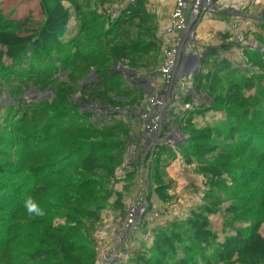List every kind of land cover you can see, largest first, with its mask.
<instances>
[{
	"label": "rangeland",
	"instance_id": "rangeland-1",
	"mask_svg": "<svg viewBox=\"0 0 264 264\" xmlns=\"http://www.w3.org/2000/svg\"><path fill=\"white\" fill-rule=\"evenodd\" d=\"M197 1L45 0L52 11L48 20L54 18L51 22L55 24V29L49 32V44L56 40L67 43L71 37H79V46L69 50L75 52L71 64L73 76L57 70L53 76L56 89L23 91L22 100H41L52 105L58 100L59 90H69L64 105L83 112L86 126L91 125L90 121L94 123L92 132L106 131L96 136L76 135L75 141L113 139L119 142V149H111L106 159H99L95 165L69 167L72 172L66 178L72 181L86 176L83 171L91 172L89 180H97L95 188L83 186L74 191L61 183L53 192L42 191L40 198L27 208L29 217L37 218L38 222L24 232L32 234L35 240L40 238L35 244L37 249L51 251L47 254L50 259L40 258L39 263L165 264L166 257L156 261L161 251L175 247L179 253L180 248L173 242L162 244L159 238L165 232L180 233L189 221L198 220L207 223V234L216 235L212 240L215 244L204 246L205 253L228 237L238 235L240 241L231 244V248L240 251L229 264H264V188L247 181L243 175L245 170L264 168V163L260 164L254 156L257 151L239 148L222 136L228 125L224 111L231 108L246 113V108L236 96L227 95L232 91H228L229 85H224L222 79H214L204 89L207 80L203 77L213 75V69L205 62L202 64L212 53L210 63L228 60L229 69L238 70V65L246 72L241 74L261 76L259 86L264 91V68L260 64L264 62V0H213L211 4L205 1L196 9ZM39 3L40 0H0V61L6 69L12 67V56L5 44L19 53L44 26L46 17ZM133 7L139 13L135 14ZM85 14L90 16L86 25ZM178 14L182 20L173 19ZM119 34L122 38L117 39ZM101 35L114 37L104 49L91 46L88 54L81 56L80 52L88 50L86 42ZM124 38L127 49L116 48ZM179 39H185L179 59L192 63L189 55L194 59L196 56L197 66L186 75L183 70L187 63L178 68L168 87L170 91L165 92L169 80L167 59ZM96 49H100L102 58L91 56ZM98 66L107 69L104 81H100L96 72ZM75 72L80 75L73 78ZM5 75H0V141L8 139L7 133L11 132L4 120L8 117L10 121L14 112L20 111L15 108L8 111L19 101L14 95L20 93L19 78ZM98 92L99 96L94 97ZM105 103L108 107H103ZM56 108L50 111L55 112ZM249 114L245 118L251 124L264 128L261 114ZM121 125L128 128L126 139L120 133H108ZM209 129L216 133L212 135ZM215 145L222 149L217 150ZM2 152L5 150L0 148ZM217 167L221 169L219 176ZM59 182L66 181L62 177ZM75 196H80L81 205H74ZM7 200L0 198V203ZM73 208L82 212L76 226L67 224L74 230L53 234L46 229L48 217L70 214ZM57 224L63 226L65 222L60 220ZM252 225L257 226L256 232H252ZM251 233L259 240L246 246L242 241L246 242ZM55 241L63 245L59 247ZM79 247L86 250L84 257L89 262L73 255L72 248ZM209 248L213 250L209 252ZM148 258L153 262H147Z\"/></svg>",
	"mask_w": 264,
	"mask_h": 264
},
{
	"label": "trees",
	"instance_id": "trees-1",
	"mask_svg": "<svg viewBox=\"0 0 264 264\" xmlns=\"http://www.w3.org/2000/svg\"><path fill=\"white\" fill-rule=\"evenodd\" d=\"M39 5L42 15L46 17L44 26L36 32L34 39H32L30 43H27L19 53L15 50L12 51L11 47L5 44L8 54L12 56V67L6 69L2 61H0V75L6 76L5 74L7 73L8 77L13 75L19 78L17 87L18 91H20V93H14V91L11 90V93H14L19 101L17 104L11 105L13 108L10 107L8 111L10 112L14 108L20 111L18 113L14 112L13 118L10 121H8V117L4 120L3 124L8 126L7 129L11 130V132L9 134L7 133L8 139L4 138L3 141H0V148L5 150V153H0V162H6L0 163V168L3 167V170L0 169V198H9V200L0 203V264H41L38 261L40 258L49 260L50 258H48L47 254L51 252L50 250H42L35 247V244L37 245L36 241L40 238L38 237V239L35 240L32 234L24 232L29 225H34L38 222L37 218L33 219L29 217L31 213L26 212L27 208L29 206V208H31L32 202L40 198L42 191L49 190L53 192L62 184L66 186V188H70L74 191L83 186L91 189L95 188L97 180L95 178L89 180V175L92 174L91 172L83 171V174L86 176L81 175L80 178L77 177L78 179L72 181H70V177L67 176L66 178V175L71 174L72 168L79 165H95V163H98L99 159H106L111 149H119V144L117 146L119 142L113 139H106V142H104L105 140L103 139H100V142L93 141L92 139L91 141H84L85 139L75 141L73 136L76 135L81 137L86 134L96 136L105 134L106 131L98 130L92 132L94 123L90 121L91 125L86 126L85 122L82 121V117H85L83 112L73 110L64 105L63 101L69 96V90H59V95L57 94L58 100L52 105L48 104L47 101L38 100L27 102L26 100H22L23 91L34 90V92H45L46 90L51 91L53 88L56 89V81L53 76L54 72L57 70H64L68 77H72L73 67H71V64L75 52L73 51L70 53L69 50L70 48H77L79 46V37L77 36L71 37L67 43H61L60 40H56L49 44V32L55 29V24L51 22L54 18L48 20L49 13H52V11L46 6L47 3L45 0H40ZM135 8L136 7L132 8L133 12ZM137 12L138 11H135L134 13L137 14ZM85 17L88 19H85ZM89 20L90 16L85 14L83 23L86 25L90 22ZM121 35L122 34L117 35L116 38H122ZM113 37L101 35L99 38L86 42L89 45L88 50L80 52V55L86 56L91 46L104 49V46L110 39H113ZM4 40L7 41V39ZM121 40V44L119 45L118 42L116 48L123 50L127 49V46H125L127 43L123 41L126 39L124 38ZM151 48L153 47L151 46ZM52 49L55 50L53 51ZM144 49L148 48H143V50ZM99 50L100 49H96L95 53L93 52L91 56H95L96 54L97 58L99 55L102 58L103 55L99 53ZM90 53L92 52L90 51ZM207 56L202 64H207L209 69H213V75L212 73L210 75H204L203 79L207 80V85L203 88L207 89L209 84L211 85V83H214V79L216 81H221L222 79L226 82L224 85H229L228 91H232L230 94L227 93V95L236 96L246 108L247 113L241 111V113L235 112L231 108L225 110V119L228 125L222 132L220 131L222 136L231 139L233 144L240 146L239 148L248 147L252 152L257 151V154L254 156L258 159L260 164L264 163V128L256 126L257 123H254L255 125L251 124L245 118V115H250L249 113H254L256 116H260L261 114L263 116L261 118L264 121V96H262V94L264 95V91H262L259 86L263 78L261 76L256 78L254 76L241 74V72H246H243L238 65V70L237 68L229 69V61L226 59V61L219 62L214 60L210 63L209 57L213 55L211 53ZM254 57L256 60L260 61L257 55ZM261 62V67L264 68V62ZM94 67L96 68V66ZM4 69H6V71H3ZM106 71L107 69L103 67H97L96 72L100 74V81H104V77H107ZM3 72H5V74H2ZM77 75H80V72H75L73 78ZM34 76L35 78H32ZM102 77L104 79H102ZM27 80L31 82L27 83ZM212 87H214V85ZM98 89L100 90V88ZM251 90H254L253 94L247 95ZM98 96L99 92L95 93L94 97ZM89 101H92V99H89ZM56 106L58 110L55 112L53 110L50 111L51 108L54 109ZM103 107H108V104L105 103ZM88 108L86 110H88ZM17 115L20 116L19 119H17ZM261 124L264 125V122ZM127 132L128 128L126 126L122 127L121 125L118 128L114 127L113 130L108 133H115L117 135L120 133L124 136L122 138L126 139ZM210 133L214 135L216 132L210 130ZM71 146L74 147L70 149ZM77 147L79 149L75 151ZM215 148L219 150L222 149V146L215 145ZM71 157L74 158L72 162ZM218 168L219 167H217L216 171L219 176L221 169ZM243 175L247 177V181L253 184L256 183L264 188V168L245 170ZM62 177H64L66 182H59V178ZM82 177L84 179H82ZM81 203L80 196H75L74 205L78 206L81 205ZM84 210L85 209H83V212ZM79 213H82L80 209L73 208L72 213L64 216L57 217V215L54 214V216L48 217L46 229L53 234L61 231L62 233H66L74 230L67 224L73 223V226H76L81 218ZM59 219L65 222L63 226L57 224L60 222ZM206 226L208 227L206 222L191 220L180 233L165 232L164 235L159 238V240H161L160 242L166 245L170 242L178 244L180 251L177 253L175 247L174 249L166 248L164 252L161 251L156 261H160L161 259L164 260L166 257L167 259L164 261L165 264H221V262H223V264H229V262L236 260L240 249H236L237 247L231 248V246L237 245L236 243L240 241L238 235L228 237L220 246L215 245L214 250L210 249L211 247L208 249L209 252L211 250L213 251L205 253L206 249L204 250V246L205 248L209 245L212 246L215 244L212 240L216 239V235L213 233L211 236L207 234L208 228H206ZM252 226V232H256L255 229L257 226ZM201 227H203V230H201ZM172 228L169 230H172ZM202 233H204L203 236ZM248 237L247 243L242 241L246 246L252 242L255 243V240H259V238L252 233ZM41 240L43 242L42 238ZM85 241L86 239L81 242L84 244ZM55 244L59 247L63 245L59 241H55ZM67 247L69 249V244H67ZM239 247H241V245H239ZM84 248H72L73 255L76 257H84L86 253ZM234 252L236 255L232 258L235 254ZM86 260L88 262L90 261V259ZM146 261L153 262L149 258ZM54 264H68V262L57 261Z\"/></svg>",
	"mask_w": 264,
	"mask_h": 264
},
{
	"label": "bare ground",
	"instance_id": "bare-ground-1",
	"mask_svg": "<svg viewBox=\"0 0 264 264\" xmlns=\"http://www.w3.org/2000/svg\"><path fill=\"white\" fill-rule=\"evenodd\" d=\"M206 2H207V0H206ZM213 2V0L211 1V0H209V2H207V3H209V4H211ZM200 3H202V4H204L205 3V1H202V0H198V3L197 4H195V8L196 9H198V8H200ZM196 16V15H195ZM194 16V17H195ZM185 31H188V29H186ZM190 38H191V36H189ZM184 40L185 39H179L178 40V43H177V45H176V47H175V53L171 56V57H169V59H168V61H169V67H170V75H169V80H168V82H167V85H166V87H165V92H169L170 91V89H168V87H169V85L171 84V82L173 81V79H174V75H175V73H176V71H177V69L178 68H180V67H185L186 66V63L188 64V66H189V68H188V71H190V73H192L193 71H194V69H193V67L190 65V62L188 61V62H186V60H184V59H182L181 58V60L179 59L180 58V51H181V49L184 47ZM187 41V40H186ZM175 56H176V58H175ZM175 58V59H174ZM172 64H173V66H174V68L173 69H171V66H172ZM189 74V73H188ZM160 99V101H162V97L161 98H159Z\"/></svg>",
	"mask_w": 264,
	"mask_h": 264
},
{
	"label": "built area",
	"instance_id": "built-area-1",
	"mask_svg": "<svg viewBox=\"0 0 264 264\" xmlns=\"http://www.w3.org/2000/svg\"><path fill=\"white\" fill-rule=\"evenodd\" d=\"M202 1H206V0H202ZM212 1V0H211ZM207 2H209V0H207ZM198 3V1L196 2V4ZM213 7H214V5H213ZM213 7L211 8V10L210 11H212L213 10ZM205 10H203L202 9V12H204ZM195 15H196V13H194ZM196 18H197V15L195 16V20H196ZM173 19H177V20H182V16L180 15V14H178L177 16H174V18ZM181 29H183V27L181 28ZM175 53V49H174V52H171V55L169 56V57H171L173 54ZM198 56V58H199V55H197ZM169 57H168V59H169ZM189 58L192 60V63H190V65L193 67V69H195L196 68V66H197V57L195 56V59L192 57V55H189ZM168 59H167V64H170L169 63V61H168ZM190 62V61H189ZM167 69H169V73H168V77H169V75H170V67L168 66V67H166ZM188 68H189V66L187 65V67H185L184 68V70H183V72H184V75H186L187 73L186 72H188ZM179 81V80H178ZM177 85H178V83H177ZM176 87V86H175ZM168 89H170V88H168ZM196 99V98H195ZM159 100V99H158ZM138 213H134V215L136 216Z\"/></svg>",
	"mask_w": 264,
	"mask_h": 264
}]
</instances>
